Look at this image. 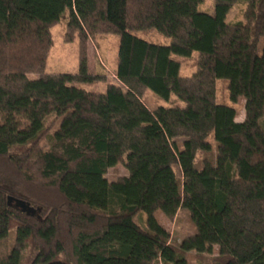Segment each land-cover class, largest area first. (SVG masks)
Instances as JSON below:
<instances>
[{
    "label": "trees",
    "instance_id": "obj_1",
    "mask_svg": "<svg viewBox=\"0 0 264 264\" xmlns=\"http://www.w3.org/2000/svg\"><path fill=\"white\" fill-rule=\"evenodd\" d=\"M202 2L0 0V264H186L183 253L214 246V264H264V0H214L212 14L199 10ZM239 3L244 21L227 23ZM64 14L78 72L46 74L49 28ZM150 29L169 46L133 34ZM99 34L119 37L115 78L123 89L75 86L99 79L86 53ZM194 52L195 72L180 77L171 54ZM218 79L228 81L233 103L245 101L242 122L216 104ZM146 90L185 107L150 111L141 101ZM210 136L215 163L195 168L196 153L211 151ZM122 158L128 175L109 182L107 171ZM179 209L190 213L195 234L176 249L154 214L172 218ZM141 212L145 228L134 220Z\"/></svg>",
    "mask_w": 264,
    "mask_h": 264
},
{
    "label": "rangeland",
    "instance_id": "obj_2",
    "mask_svg": "<svg viewBox=\"0 0 264 264\" xmlns=\"http://www.w3.org/2000/svg\"><path fill=\"white\" fill-rule=\"evenodd\" d=\"M214 8V0H203L199 6L201 12L212 14ZM246 6L242 3L236 4L232 7L227 16L226 22L229 24L241 23L244 21V13ZM67 14H64L59 21L54 22L50 28L51 35V48L48 53V58L45 67L46 74H76L78 72V44L77 39L70 44L65 43ZM136 37L149 43L159 46H169V39L159 34L156 30L150 29L137 33H133ZM264 40L261 39L258 45V54L261 53ZM119 48V37L114 35H95L87 40L86 53L89 57V73L93 76L99 77L96 81L87 84H75L87 91L104 93L110 86L123 87L115 78V71L117 68V56ZM171 58L180 64L179 76L182 78L190 77L196 70L197 53H192L189 57H181L175 54H171ZM38 76L35 74L29 75L30 80L36 79ZM142 103L150 110H154L159 107L170 108L178 107L184 108L185 103L177 99L174 95H170L168 100H164L153 94L151 91L146 90L141 96ZM215 102L218 105L232 107L236 110V121L242 122L244 120V104L245 101L241 98L237 103H233L229 97L228 81L225 79H218L215 83ZM260 125L264 128V117L260 119ZM56 125L53 126L50 131L52 133ZM178 148L182 149L183 139H176ZM208 142L211 145L210 152L198 151L194 159V167L201 168L202 162L208 160L212 164L215 163L216 156V143L213 137L208 138ZM41 147L47 148L46 138L41 141ZM178 181L181 185V174L177 167H174ZM128 172L124 166V158H122L118 164L110 168L105 178L109 182H115L126 177ZM9 184L8 181L2 182L5 185ZM158 223L168 232L170 246L178 249L181 242L188 239L195 234V227L191 221L190 213L185 209H179L172 218L164 216L161 212L154 214ZM135 222L145 228L146 215L141 212L135 218ZM15 240V226L13 225L5 242L3 250L10 251L14 247ZM31 246V242L27 244ZM2 249V247H1ZM28 249L23 252V256L27 255ZM158 255V250L155 248L150 254L149 261L154 263ZM182 256L186 260V264H214L215 258L218 256V248L213 247L210 254H196L193 251L183 253Z\"/></svg>",
    "mask_w": 264,
    "mask_h": 264
},
{
    "label": "water",
    "instance_id": "obj_3",
    "mask_svg": "<svg viewBox=\"0 0 264 264\" xmlns=\"http://www.w3.org/2000/svg\"><path fill=\"white\" fill-rule=\"evenodd\" d=\"M10 201V200H9ZM13 206L15 208H20L22 211L26 212L28 215H35V210L28 208L23 202L21 201H15V203L13 204Z\"/></svg>",
    "mask_w": 264,
    "mask_h": 264
},
{
    "label": "crops",
    "instance_id": "obj_4",
    "mask_svg": "<svg viewBox=\"0 0 264 264\" xmlns=\"http://www.w3.org/2000/svg\"><path fill=\"white\" fill-rule=\"evenodd\" d=\"M87 62H88V70H90V69H89V57H87Z\"/></svg>",
    "mask_w": 264,
    "mask_h": 264
}]
</instances>
